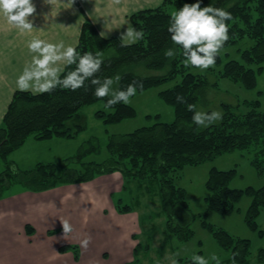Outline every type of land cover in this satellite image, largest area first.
Returning <instances> with one entry per match:
<instances>
[{
	"label": "trees",
	"instance_id": "obj_1",
	"mask_svg": "<svg viewBox=\"0 0 264 264\" xmlns=\"http://www.w3.org/2000/svg\"><path fill=\"white\" fill-rule=\"evenodd\" d=\"M195 2L196 0H164L155 8L133 13L131 20L136 29L143 30L144 39L129 47H121V41L117 37H101L94 24L87 19L76 46L81 55L85 52L102 54L104 63L97 76L103 79L120 75L121 80L114 87L126 89L128 84L137 82L136 94L162 87L158 95L174 108L175 118L172 121H156L125 134H112L106 147L107 156L101 161L83 160L90 154L101 152L99 140L90 138L74 157L64 159L61 169L53 161H40L30 168L22 169L13 159H9L10 154L19 149L31 134L42 140L54 137L76 138L88 126L87 117L81 112L82 107L87 104L103 102L104 108L98 109L96 116L105 125L119 124L135 118L138 112L132 104L122 102L105 108L108 97L97 98L94 95L95 86L88 81L85 82V87L76 91L58 87L51 93L34 95L31 91L16 90L0 124V156L5 163L4 170L0 171V199L6 195V189L16 184L39 192L119 171L124 178L123 188L126 193L131 183L138 186L146 182L158 184L168 229L181 240H188L192 236L194 215L186 200L184 188L174 183L175 174L187 164H197L235 148H252L256 154L264 156V110H261L260 99L242 100L234 105L222 102V120L206 128L198 127L192 121L193 112L187 109L188 104L196 105V110L200 105H209L207 93L218 86L217 81L212 82L209 78L212 73L216 78L240 82L247 89L257 86V76L264 70V0H201L202 7L212 4L232 14V19L226 22L229 39L224 47L245 44L240 48V56L228 59L222 67L218 64L202 73H196V68L190 65L185 66L182 48L173 44L167 31L171 14L168 6L173 5L177 11L184 3ZM168 48L176 51L177 55L173 58L166 57L164 52ZM108 51L112 53L107 54ZM219 60L217 56L216 62ZM135 65L160 73L140 74L133 71ZM75 67L76 65H71L65 72ZM177 95L183 96L185 103H179ZM71 161L82 165L70 167ZM255 162L264 170L263 160L257 159ZM230 175L231 171L217 168L211 171L207 181L211 193L207 197L210 207L231 211L242 196V189L230 187ZM249 191L253 195V202L248 218L255 228L256 218L264 207V185L258 190L249 188ZM127 201L128 198L126 200L124 196L116 200L120 211L134 210ZM210 228L220 245L231 249V264H249L248 239L236 240L225 230H215L212 226ZM28 232L32 233L29 227ZM141 245V241L138 242L136 253ZM260 258L264 260V248L261 249ZM136 262L137 258L132 264ZM180 264L193 262L191 258H187L181 259Z\"/></svg>",
	"mask_w": 264,
	"mask_h": 264
},
{
	"label": "crops",
	"instance_id": "obj_2",
	"mask_svg": "<svg viewBox=\"0 0 264 264\" xmlns=\"http://www.w3.org/2000/svg\"><path fill=\"white\" fill-rule=\"evenodd\" d=\"M163 1L51 0L46 4L44 0H33L36 13L29 19L34 28L24 33L0 15V124L18 90L16 78L31 60L32 54L26 44L33 36L76 47L83 24L89 19L99 33H107L106 38L120 39V33L128 25L135 27L131 20L133 13L155 8ZM34 139L31 143L40 144L45 140L52 143L54 139L69 138ZM26 142L16 151H22ZM48 150L52 151L50 147ZM13 159L22 169L40 161H50L38 159L33 165L24 167V163ZM123 185L122 174L115 171L91 181L59 185L44 191L21 187L6 193L0 199V264H132L138 242L133 236L138 233L139 216L136 211L120 213L116 210L114 199L123 196ZM60 219L68 220L73 226L74 231L67 238L62 233ZM85 234L91 236V242L87 249L81 246L79 262L70 252L58 254L60 245L80 244Z\"/></svg>",
	"mask_w": 264,
	"mask_h": 264
},
{
	"label": "rangeland",
	"instance_id": "obj_3",
	"mask_svg": "<svg viewBox=\"0 0 264 264\" xmlns=\"http://www.w3.org/2000/svg\"><path fill=\"white\" fill-rule=\"evenodd\" d=\"M168 11L172 13L176 11V8L170 5L168 6ZM244 45L234 44L229 47H223L218 55L220 60L213 67L218 64L222 67L228 59L240 56V48L244 47ZM111 51H108L107 54L112 53ZM208 69L203 71L194 69V71L202 73ZM133 71L145 75L160 73V71L150 70L141 65H135ZM209 78L212 82L217 81L218 86L207 93L209 105H200L198 111L216 110L223 113L222 102L234 105L242 100L255 99H260L261 110H264V70L258 74L257 86L252 89H247L240 82H235L228 78H216L213 73L209 74ZM161 88H153L131 97L130 104L137 109L138 115L119 124L105 125L96 116V111L104 108L102 101L87 104L82 107L81 112L86 115L88 126L75 139H63L61 141L54 139L52 143H48L49 140H45L43 143L38 144L31 143L35 142L34 138H36L34 134H31L28 137L29 139L27 138L28 141L24 149L15 151L18 153H11L9 159L15 158L18 162L24 163V167L33 165L38 159H48L58 163L61 169L65 158L74 157L87 140L97 138L101 144V152L90 154L83 160L90 161L95 159L101 161L107 156L106 147L112 134H125L141 126L151 125L156 121H172L175 118L174 108L164 102L158 95V91ZM149 114L151 117H148ZM49 147L52 151L48 150ZM27 150H30L31 153L27 152ZM257 159L264 161V156L256 154L252 148H235L221 152L197 164H187L175 174L174 183L176 186L184 188L186 200L194 215V221L191 225L193 233L188 240L179 239L173 231L168 229L167 215L162 212L158 184L155 182L148 184L146 182V184L138 186V184L131 183L130 188L127 189L128 192L123 191L122 195L124 199L127 200L128 198L127 203L134 208L132 212L136 211L139 216L138 233L134 234L133 237L138 242L141 241L142 245L137 250V253L134 248V260L137 258L135 264H170V258L172 257H175L177 264H180L181 259L191 258L193 255L209 258L213 254L218 257L219 264H231L232 262L229 260L231 258V249L220 245L213 230L210 228L211 226L215 230H225L236 240L248 239L250 241L249 264H264V260L260 258L261 249L264 248V207L256 218L257 226L255 228L252 227L248 218V211L253 202V195L249 188L258 190L264 185V170H261L256 164L255 161ZM80 165H82L80 162L71 161L70 163V167H79ZM4 168L5 163L0 156V171L4 170ZM213 168L231 171L229 178L230 187L243 190L242 196L231 211H222L209 206L207 197L211 193L207 187V181ZM107 174L109 173L101 175ZM82 182L87 181L76 183ZM21 187L23 186L20 184L12 185L6 189L5 193L15 192ZM119 197L114 199L116 210L120 213H127L120 211L118 208L116 200ZM66 246L69 247L64 248ZM70 246H73V248ZM80 249L81 245L78 242L63 243L58 247L57 252L63 255L70 252L74 260L79 262ZM177 253L179 254L178 256ZM209 264H217V262L209 259Z\"/></svg>",
	"mask_w": 264,
	"mask_h": 264
},
{
	"label": "clouds",
	"instance_id": "obj_4",
	"mask_svg": "<svg viewBox=\"0 0 264 264\" xmlns=\"http://www.w3.org/2000/svg\"><path fill=\"white\" fill-rule=\"evenodd\" d=\"M44 2L50 4L51 0H44ZM114 2L119 3L120 0H114ZM35 13L36 5L33 0H0V15L21 33L32 31L33 21L29 17H34ZM231 19L232 14L229 11L214 7L212 4L202 7L201 0L191 4L184 3L177 11L170 14L167 31L170 33L173 44L182 48L185 66L190 65L203 71L215 65L216 57L229 39V28L226 22ZM100 36L106 37L107 33L101 32ZM143 39L142 29L138 30L128 25L120 33V46L129 47ZM26 47L32 56L30 62L25 64L16 78V87L21 92L31 91L34 95L51 93L58 87L76 91L85 87V82L88 81L95 86L94 95L97 98L108 97L105 108L121 102L130 104V98L136 95L137 82L128 84L126 89H120L114 87L119 84L120 75L103 79L97 76L104 63L100 52L95 54L85 52L81 55L72 45L66 46L63 42H47L35 36L27 42ZM164 55L173 58L177 53L172 48H168ZM71 65L76 67L65 72V69ZM176 99L179 103H185L183 96L177 95ZM187 109L193 112L192 121L200 128H206L223 118L219 111L213 110L210 113L198 111L194 104H188ZM160 162L164 163L163 160ZM60 222L64 238H67L74 231L73 226L66 219H60ZM90 242L91 236L87 234L80 240L81 246L85 249ZM191 259L193 264H209V259L219 264L215 254L209 258L193 255ZM170 264H177V259L170 258Z\"/></svg>",
	"mask_w": 264,
	"mask_h": 264
}]
</instances>
